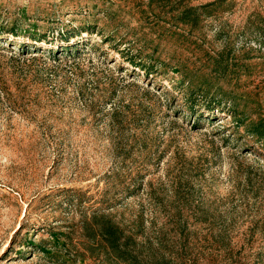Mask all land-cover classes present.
Segmentation results:
<instances>
[{
  "label": "rangeland",
  "instance_id": "1",
  "mask_svg": "<svg viewBox=\"0 0 264 264\" xmlns=\"http://www.w3.org/2000/svg\"><path fill=\"white\" fill-rule=\"evenodd\" d=\"M135 259L264 264V0H0V264Z\"/></svg>",
  "mask_w": 264,
  "mask_h": 264
},
{
  "label": "trees",
  "instance_id": "2",
  "mask_svg": "<svg viewBox=\"0 0 264 264\" xmlns=\"http://www.w3.org/2000/svg\"><path fill=\"white\" fill-rule=\"evenodd\" d=\"M207 5H208L207 3L206 4L204 3L201 5H195V6L187 7L184 10V15L189 16L191 14H196V12L199 8L206 7ZM130 59L132 61H134L132 58H130ZM135 63H138V62H135ZM138 65H140V64H138ZM148 71L149 70H147V72ZM189 106H191L193 108L194 102H190ZM105 233H106V235H105L106 241L112 246L113 250L116 251L115 253L118 254L119 257H123V256L126 257L127 255H130V253H132V250L129 249L130 245H127L128 242L124 244L121 241L123 230L120 229L118 225L108 226V229L105 230ZM121 242L126 246V248L124 247V245ZM134 264H144V263L139 261L138 259L137 260L135 259ZM159 264H162V263H159ZM163 264H168V263L164 262Z\"/></svg>",
  "mask_w": 264,
  "mask_h": 264
}]
</instances>
